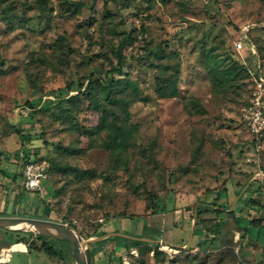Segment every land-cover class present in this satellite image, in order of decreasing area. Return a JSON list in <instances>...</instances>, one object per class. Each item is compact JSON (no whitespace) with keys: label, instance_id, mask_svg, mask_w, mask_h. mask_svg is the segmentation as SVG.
<instances>
[{"label":"rangeland","instance_id":"rangeland-1","mask_svg":"<svg viewBox=\"0 0 264 264\" xmlns=\"http://www.w3.org/2000/svg\"><path fill=\"white\" fill-rule=\"evenodd\" d=\"M246 33L254 57L246 45L235 49ZM123 38L124 65L113 71ZM254 59L264 76V0H0V201L24 190V160L39 159L48 175L38 192L23 191L26 206L13 213L64 221L85 240L108 222L133 235L148 219L150 238L190 245L155 258L158 241L143 240L149 245L130 264H264V137L254 138L241 118ZM159 64L170 66L173 96L156 92ZM94 78L137 84L128 119L118 118L131 126L119 153L107 149L106 130L95 128L99 113L84 96ZM77 93L76 104L67 100ZM62 101L70 116H62ZM197 201L224 209L196 217ZM181 212L185 219L174 222ZM216 222L200 244L194 227ZM36 233L0 226V250L26 248L0 264H75L63 239L49 236L61 258L29 249ZM113 237L123 252L134 247L123 233Z\"/></svg>","mask_w":264,"mask_h":264},{"label":"trees","instance_id":"trees-1","mask_svg":"<svg viewBox=\"0 0 264 264\" xmlns=\"http://www.w3.org/2000/svg\"><path fill=\"white\" fill-rule=\"evenodd\" d=\"M249 31V30H248ZM247 36V43L252 44L255 48L256 51V46L254 42L251 40V38L248 36V33H246ZM125 38H123L117 48L114 50L115 51V56L117 59L116 66L112 67L113 71H120L121 68L124 65V60L121 52V48L123 46V41ZM248 53L251 56H255L254 54L251 53V51L246 48ZM155 55H158L161 57V50H155L154 51ZM255 60V59H254ZM256 61V60H255ZM161 66L162 71H166L168 66L167 64H159ZM227 74H234V69L233 68H226L225 69ZM177 72V69H175ZM249 71V77H250V82L252 83V78H251V70ZM159 72L156 75V92L160 97H168V96H173L176 93V83H175V78L171 75H165L166 73L164 72ZM79 86H82L80 84ZM87 88H84L83 90L85 91L87 103L89 106H91L93 109L98 111L99 113V118H98V123L95 126L96 129L98 130H106L107 134V141H106V147L108 150L114 152V153H119L121 150L126 148L128 146V141L129 137L131 136V126L124 125L122 122L118 121V118L121 116V119L123 121H126L128 119V105L131 101L130 98L127 97V95H132L137 92V84L129 80L127 78H110L108 80H98V79H89L87 84ZM251 87V86H250ZM127 89H129L127 91ZM79 93V92H78ZM76 95H70L68 97V101L72 103H77L79 94ZM115 110H118L119 112L116 113ZM71 111L67 106L63 104L62 101V116L66 117V115H69ZM70 116V115H69ZM120 119V118H119ZM83 131H89L92 133L94 130L93 128H87L85 127ZM34 159V158H33ZM5 174V172H3ZM246 203H254L257 204L258 202L254 200L251 197H248L247 200H245ZM224 208L221 206H218V204H214L213 201L210 202H201L197 201L196 206L194 207V213L196 217H199L202 212L205 211H213L215 214L221 213V211ZM233 212V209H230ZM120 215L124 216V213H121ZM201 221H205L204 218L201 219ZM196 221L195 223H197ZM251 225L253 227H259L260 222L259 220H251ZM219 228V223L216 222L213 226L209 227L206 226L203 228H198L194 227L193 232H195L196 229H199L203 233V240L202 242H199L200 244L203 242H206L208 235H210V232H216ZM99 229V226L96 227L93 231V234L98 236L103 234ZM135 240L133 241L134 247L140 251V246L142 245H149L147 242L143 241L142 239L134 238ZM36 240L40 241V244H36ZM55 241H57L53 237H49L47 235L41 234V233H36L35 238H33L30 242V248L29 249H37L41 252H44L46 255L50 257H60L61 258V250L54 246ZM65 244L68 248V250L71 252L69 244L65 241ZM190 245L186 247L189 248ZM183 250V248H179ZM153 257L158 258L160 256H164L165 252L163 250H160L158 248L157 244H154L153 248ZM90 252V257H91V264H92V259H93V252L91 248L89 249ZM72 255V254H71Z\"/></svg>","mask_w":264,"mask_h":264},{"label":"built area","instance_id":"built-area-1","mask_svg":"<svg viewBox=\"0 0 264 264\" xmlns=\"http://www.w3.org/2000/svg\"><path fill=\"white\" fill-rule=\"evenodd\" d=\"M235 49L239 50L245 45L252 54H256L252 44L247 43L246 34H242L235 42ZM251 71L252 83L248 101L241 108V118L249 132L256 139L264 137V76L260 71L259 61ZM48 175L47 164L43 160L28 158L24 160L21 167L22 186L26 190L38 192L41 188L43 179ZM158 248L166 252H177L180 247L173 246L168 242L159 240ZM184 248V247H182ZM138 249L131 247L119 256L118 264H130V259L137 256Z\"/></svg>","mask_w":264,"mask_h":264},{"label":"crops","instance_id":"crops-1","mask_svg":"<svg viewBox=\"0 0 264 264\" xmlns=\"http://www.w3.org/2000/svg\"><path fill=\"white\" fill-rule=\"evenodd\" d=\"M8 182H9V179L4 177L3 183L7 186L6 191H9L10 189L12 190V188H10V184ZM23 191L25 192V194H33V191H30V190L26 191V189H24ZM23 191L15 189L12 191V192H14V194H12V195H7L8 192L4 191L5 194L3 195V198L0 201V213L17 212L18 208L20 206H26L27 201H25L26 197L23 195ZM185 217L186 216H184V217L182 216V212H181L180 216H177L176 214L173 216V214H172V220L174 222H178L181 219H185ZM186 221L188 222V226L190 227V225H192V221L191 222L188 220H186ZM121 224L122 223H119V222L104 223V224L100 225L99 229H98L101 232H103V234L98 235V236L91 234L88 237L90 240L89 241L90 247H91V250L93 252L92 264H118L119 256H117V255L118 254L120 255L123 252L122 251V245L123 244L117 243L116 242L117 239L115 237H113L114 235H121L123 233V235H125L129 238H132V239L138 238V239H142V240H152L155 242L160 240L159 237L150 238V236L152 234V231H151L152 227H148V225L151 226V224H149L148 219L145 220V222L143 223V226L140 229H138L137 231H135L133 235L129 234V233L122 232L121 230L123 229V227L121 226ZM188 245L189 244L183 243L182 247L185 248ZM117 248H119L118 251H117ZM25 250H26V248H25ZM97 255H99V259L101 260L99 262L95 261V256H97Z\"/></svg>","mask_w":264,"mask_h":264},{"label":"water","instance_id":"water-1","mask_svg":"<svg viewBox=\"0 0 264 264\" xmlns=\"http://www.w3.org/2000/svg\"><path fill=\"white\" fill-rule=\"evenodd\" d=\"M33 228H21L20 225ZM0 226L12 229L33 230L38 233L65 240L71 249L75 264H91L89 249L86 248L89 239L85 240L74 227L64 221L29 213H0ZM52 229L49 232L44 229Z\"/></svg>","mask_w":264,"mask_h":264},{"label":"bare ground","instance_id":"bare-ground-1","mask_svg":"<svg viewBox=\"0 0 264 264\" xmlns=\"http://www.w3.org/2000/svg\"><path fill=\"white\" fill-rule=\"evenodd\" d=\"M19 227H21V228H28V227L29 228H33L32 226H27L25 224L24 225H20ZM44 230H47L49 232H53L52 229H47L46 228ZM13 250H21V251H23V250H25V245L22 244V243H13L7 248H2L0 250V262L4 261V260H7L9 255H10V253H11V251H13Z\"/></svg>","mask_w":264,"mask_h":264}]
</instances>
